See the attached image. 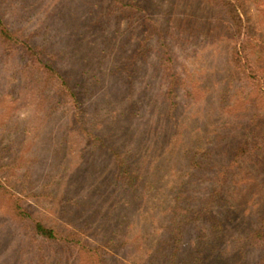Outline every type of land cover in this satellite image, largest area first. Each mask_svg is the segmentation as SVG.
<instances>
[{"label":"rangeland","instance_id":"rangeland-1","mask_svg":"<svg viewBox=\"0 0 264 264\" xmlns=\"http://www.w3.org/2000/svg\"><path fill=\"white\" fill-rule=\"evenodd\" d=\"M1 25L12 39L0 37V264H89L69 238L104 264H264L250 239L264 227V121L249 179L225 188L221 235L189 222L175 252L165 232L177 195L208 194L212 171L191 153L227 163L247 123L262 124L264 0H0ZM28 45L71 76L79 112L45 87ZM169 58L198 88L177 90L173 117L154 99ZM36 221L68 240L36 234Z\"/></svg>","mask_w":264,"mask_h":264},{"label":"trees","instance_id":"trees-1","mask_svg":"<svg viewBox=\"0 0 264 264\" xmlns=\"http://www.w3.org/2000/svg\"><path fill=\"white\" fill-rule=\"evenodd\" d=\"M126 7L131 9H135V4L125 3ZM131 7V8H130ZM229 21L235 26H239L240 17L235 11V9L230 10L229 9ZM236 30V29H235ZM236 34V33H235ZM237 35V34H236ZM0 37L3 40L10 41L12 39V35L4 26L1 25L0 27ZM27 50L32 51L31 54L33 55V59L28 61V64L31 65L33 68L36 67L37 70L41 72L43 83L45 84V87L49 86V88L55 90V94L61 95L63 99H68L67 101L71 102L75 107L78 109L76 111L79 112V103H80V97L77 90H75V86L71 82V76L66 74L64 70H62V67L58 65L56 62L55 64L52 63V60H50L49 53L46 54L44 52V49L42 48H34L30 45L27 46ZM240 51H236L237 59L235 63L233 64L235 66H243L244 64H241V58L239 57ZM136 54H133V57ZM52 57V56H51ZM170 59V58H169ZM164 67V76L159 81L160 85H164V89H160L158 93H155L154 99L155 102H162L164 103V107L162 108L160 106L159 113L160 116H167L170 115L173 117V111H176L177 109V103L175 101V98L177 96V90L180 88H184L185 95L188 97L193 96L194 91L193 88L190 87L192 85L193 87L197 88V83L194 81L191 77V79L188 78H178L176 76V73L173 68V62L167 61L165 63L157 64ZM194 81V82H193ZM131 82V81H130ZM158 83V84H159ZM132 84V82H131ZM244 80L237 81V85L240 86L242 89L244 88ZM158 85L157 88H160L161 86ZM202 93V95L204 94ZM240 90L238 89L237 92ZM205 97V96H203ZM155 111L156 105L154 103ZM167 109V110H166ZM77 112V114H78ZM75 114L76 119L79 122V116ZM159 116V117H160ZM252 121L247 123V126L243 131L241 132L242 140L237 144V147L235 148V152L233 156L230 158V160L227 163H215L213 159L210 158L209 155H211V151L207 150L206 153H200L198 152V148L195 149L191 154L192 159V166L201 169V170H211L212 176L206 177L205 179H209L210 186L206 187L208 194L203 195L202 197H193L189 193L181 192V195H177L175 197L176 203L178 202H184L181 206L176 205V207H172L171 213L168 216L167 225H165L166 228V236L167 240L170 241L171 246L173 247L174 251L176 252L178 249L179 242L181 238L183 237L184 230L186 229L189 222H195V220H200L201 226L200 232L204 234L205 237L207 235L210 236H219L222 233V215L223 212H220L218 210V207L227 208L229 207V200L226 195V187L231 186L232 184L240 183V182H246L248 177V163H250V154L253 153L255 147L260 146V134H261V128L263 127V121L264 119H261L262 124H258L256 122V115L254 116ZM255 119V120H254ZM235 121V120H234ZM233 121V123H234ZM233 124H231L232 128ZM180 133V132H179ZM199 141V140H198ZM214 145V143H213ZM196 147V146H195ZM205 154V155H204ZM202 158V161L195 160L197 157ZM117 161L119 164V169L126 175V177L131 178L127 175V164L125 160L121 159V156L119 158L117 157ZM217 169V170H215ZM203 178V177H202ZM201 178V180H202ZM204 179V178H203ZM128 180V179H127ZM188 183V182H186ZM184 183H180V186L182 188L184 187ZM7 188V183L0 178V189ZM3 192H5L3 190ZM7 192V191H6ZM185 194V195H184ZM199 202L198 204L195 203V206H189V203ZM187 203V204H186ZM231 206V204H230ZM178 210L183 211L182 213H177ZM14 211L16 217L19 219L21 218V215H25L24 210L21 208V206L18 203H14ZM27 216V214H26ZM203 223H208V225H203ZM33 231H35L36 234L41 235L42 237L48 238V239H65L68 240L67 236H61L59 232L54 230L52 227H49L47 225H44L40 221H36L32 228ZM71 241H77L80 243V249L84 252L85 257L88 258L89 264H104V258L102 257L101 252H99V249L96 247H90V245L83 243L80 240H75L74 238H69ZM251 241L254 240L256 243H259L260 245H263L264 242V227H259L251 233L250 236ZM205 246V243H204ZM204 246L202 249H204Z\"/></svg>","mask_w":264,"mask_h":264}]
</instances>
